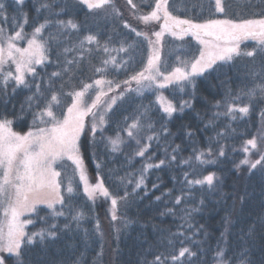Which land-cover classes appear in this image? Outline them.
I'll return each mask as SVG.
<instances>
[{
	"label": "snow or ice",
	"instance_id": "snow-or-ice-1",
	"mask_svg": "<svg viewBox=\"0 0 264 264\" xmlns=\"http://www.w3.org/2000/svg\"><path fill=\"white\" fill-rule=\"evenodd\" d=\"M13 3L16 5L15 14L9 15L6 0H0V106L7 109L15 99L17 89L28 90L31 95L20 104L18 113L13 105L14 119H8L0 113V264H7V260L13 259L15 264H31L30 253L33 246L37 243L43 244L45 240L57 239L58 229L55 224H49L47 228L28 232L27 226L37 221L45 224L51 218L65 216V212L71 211L72 202L79 195H83L93 204L98 200L110 201L111 219L117 220L115 208L118 200L127 201L129 196H139L141 190L147 195L143 173L151 168L161 169L175 165L187 166L192 170L191 173H183L184 186L180 190L181 195L176 196L173 203H193V190L200 192L198 205L183 208L182 211L188 224L186 231H192L193 236L203 233V226L197 229L190 222L192 213L199 212L200 208L205 206L207 197L219 196L223 200V180L215 172L209 171L206 175L198 172L192 161L199 162L201 167L214 164L216 159L226 156L225 145L217 141L219 146L215 151L216 159H213L211 147L207 152H197L193 149L192 157L184 159L181 156V146L170 144L164 147L165 159H160L155 164L149 163L135 183L125 180L124 177L117 178L110 172L108 175L112 187H119L116 194H113L106 186L105 178L99 174L105 165L97 155V144L106 141V147L111 152H118L124 142L121 133H124L129 140L135 141L136 156L144 157L152 141H156L159 148L161 139L167 141L174 135L163 121H171L174 116L182 118L186 109L195 112V103L199 98L197 79H206L221 72L225 65L231 66L233 59L241 55L253 59L259 55L264 67V48L260 52L241 53L239 50V42L248 38L258 39L264 46V13L259 19H244L239 22L231 19L196 22L194 19H180L174 16L172 12L176 10L175 6L173 5L170 11L168 0H154V4L150 6L151 10L142 15H138L140 6L133 3V0H127L133 15H136L139 21L145 24L162 21L160 30L152 32L150 36L125 22V28H129L136 37L142 38L137 44L114 41L112 36H108L107 41L101 44L102 34L98 33L85 36L78 47L69 48L63 47L58 37L67 35L66 30H78L81 27L72 19H59L61 15L69 14L72 7L70 3L66 4L64 0H13ZM29 3L33 4L36 13L48 14L43 16V22L37 19L29 25ZM79 3L97 15L114 7L111 0H79ZM215 8L219 12H225L226 5L223 0H215ZM113 15L122 18L120 12L113 11ZM4 25H10V30ZM25 25L32 28L30 33L24 32ZM53 28L57 29L55 33ZM165 33L181 40L185 36H192L203 48L199 55L190 61L177 56L175 65L164 66L161 63V54ZM20 42L26 43V47L19 46ZM144 42H147L148 46L145 49L148 53L146 64L142 71L122 82L125 87L119 93V98L123 99L125 93H134L129 96V102L134 103L137 97H143L145 92H150L155 96L153 103L157 110L163 113L162 122L157 129L149 115L151 105H141L143 111L139 116L134 117L131 123L125 118L124 126L119 127V122L114 119L116 113L113 112L116 97H110L108 94L120 89L121 83L107 77L114 72L129 69L137 60L138 49ZM113 43L118 46L110 47ZM61 47L63 51L58 52L57 49ZM93 52L96 56L104 58L100 60L99 67L91 65L94 74L90 78L91 83H82L79 90L65 92V85L77 78V72L82 74L85 70L81 65L95 58ZM69 53H73L72 59L67 58ZM139 62L144 64V59L141 58ZM53 64L59 70L48 73L47 68ZM38 67L40 71H37ZM133 83L135 88L131 87ZM172 89L184 93L187 99L174 101L164 95V90ZM90 92L94 93V99L88 95ZM66 97L70 98V103H65ZM104 97H108V100L105 101ZM244 98L247 103L238 106L237 102L242 97L234 96L229 91L223 105L217 101L214 107H225V114L230 115L233 120L237 119V113L241 114V119L248 116L257 105L264 104V77H261L258 86L253 82V86L244 93ZM219 115V112L215 113L214 118ZM260 115L264 117V111ZM14 122H18V127L24 126L27 130L14 131ZM213 123L214 119L209 120L206 127L212 126ZM111 124H117L115 136L105 137V131ZM183 134L191 138L195 132L189 128ZM223 135L217 133V136ZM260 140V148L264 153V134H261ZM246 145L243 149L246 153L249 152L248 146L257 149V139L253 137L247 140ZM240 163L248 165L250 175L259 165L261 175L264 176V154H260L255 162L244 159ZM89 165H92L97 173L95 181L90 179ZM190 174L193 177L199 175L200 178L189 179ZM128 185H131V190ZM157 187L158 185L153 184V189ZM165 195L171 196V192ZM239 199L243 202L244 196ZM156 200H161V197L157 196ZM166 214L175 215V211L169 208ZM81 218L83 213L79 211L72 216L74 220ZM255 230V227L250 229L252 232ZM178 235L184 236L183 233ZM184 238L199 247L191 237ZM223 255L222 250L217 252L218 257ZM243 255L246 259L242 260V264H256V261L247 258L248 252ZM197 256L198 253L191 248L181 247L178 255H174L172 259L179 262L181 258L190 257L192 259L188 260L187 264H195ZM156 264H160L159 256L156 257ZM259 264H264V259H261Z\"/></svg>",
	"mask_w": 264,
	"mask_h": 264
},
{
	"label": "trees",
	"instance_id": "trees-1",
	"mask_svg": "<svg viewBox=\"0 0 264 264\" xmlns=\"http://www.w3.org/2000/svg\"><path fill=\"white\" fill-rule=\"evenodd\" d=\"M6 2L9 15H14L16 5L12 0H6ZM64 2L70 3L72 7L68 15H61L59 19L65 21L72 19L81 27L78 30H66L67 35L58 37L63 47H78L85 36L98 33L102 34L100 36L101 43H105L108 36H112L114 41L120 40L137 44L142 38L136 37L135 33L124 26L116 27L113 21H109L106 17L110 14L115 17V22L118 21L121 17L114 16L113 11L122 13L126 17L124 21L136 28L137 31L143 32L147 29L150 31L154 26L156 27L155 31H159L162 25V21L155 22L149 29L145 23L136 18V15H133V10L127 4V0H111L114 7L99 15L74 0H64ZM223 2L226 5L225 12L219 13L213 0H168L170 11H172L173 5L175 6L176 10L172 12L174 16L180 19H194L196 22H204L208 19H231L239 22L244 19H259L264 13V0H223ZM133 3L140 6L138 15H142L151 10L150 6L154 4V0H133ZM27 8L29 25L35 23L37 19L43 22V16L48 15L47 13H36L35 7L31 3ZM29 25H25V33L31 32L32 28ZM4 27L10 30V25H4ZM52 31L55 33L57 29L53 28ZM163 40H167L163 46L164 58H162L165 62L162 65L164 66L175 65L173 58L182 54L187 53L192 57L197 44L190 36L184 37V45L189 50L188 52L183 50L175 55L172 45L175 47L181 42L171 35H164ZM239 44H242L241 53L260 52L264 48L256 38L244 39ZM110 46L117 47L118 45L113 43ZM63 47L57 51L62 52ZM146 48L147 45L144 42L138 49L137 60L132 63L129 69L112 73L107 78L115 79L116 77L125 81L130 76L142 71L148 55L145 51ZM72 56L73 53H69L67 58L72 59ZM94 57V59L86 61L85 65H81L85 70L82 74L77 72V78L65 85V92H70L73 89L79 90L82 83H91L90 78L94 76L91 65L96 66L99 63L97 56ZM141 58L144 59V64L139 62ZM91 61L93 62L90 63ZM99 66L100 63L97 67ZM58 70L59 68L55 64L47 68L48 73ZM37 71H40L39 67ZM261 77H264V67L261 65L260 56L253 59L241 55V57L233 59L231 66L225 65L221 72L208 76L206 79H197V96L199 98L195 103V112L186 109L182 118L178 119L174 116L171 121H163L167 123L174 135L167 141L161 139L159 148L156 141H152L151 147L145 152L144 157L136 156L135 141L129 140L124 133H121L124 142L118 152H111L106 147V141L97 144V155L105 165L99 174L105 178V184L113 194H116L119 187H112L108 175L110 172L117 178L124 177L125 180L135 183L149 163L155 164L160 159H165L164 147L170 144L181 146V156L184 159L192 157L193 149L197 152H207L209 147L213 150V159H216L215 151L219 146L217 141L225 145L226 156L216 159L214 164L201 167L199 162L192 161L193 167L197 168L198 172L205 175L209 171L215 172L223 180L222 187L225 194L223 200L219 196L207 197L205 206L200 208L199 212L192 213L190 222L197 229L203 226V233L193 236L192 231H186L188 224L185 222V213L182 211L183 208L197 206L201 193L193 190V203L182 202L181 205L173 203L174 198L181 195L180 190L184 186L183 173H191L192 170L187 166L176 167L175 165L161 169L151 168L143 173L147 195L141 190L139 196H129L127 201L118 200L117 220L115 221L108 217L107 206L104 205L105 208H103L98 203L93 204L83 195H79L72 202L71 211L65 212V216L51 218L45 224L37 221L35 224L29 225L28 232L47 228L49 224H55L58 229L57 239L54 241L45 240L43 244L37 243L33 246L30 253L31 264H156L157 256L160 257V264H187V261L192 258H181L179 262L172 259L174 255H178L181 247H189L198 253L195 264H242V260L246 259L243 255L245 252L249 253L247 258L259 264V261L264 259V227H261L264 225V176L261 175L259 165L256 170H252L250 175L248 165H242L240 162L244 159L255 162L260 154H264L260 148V136L264 134V117H261L260 113L264 111V104L257 105L248 116H244L242 119L240 118L241 114L237 113L235 120L225 114V107L217 109L214 105L217 101L223 105L226 93L230 91L234 96L242 97L237 103L238 106H243L244 103H247L244 93L253 86V82L257 86L260 85ZM65 80L67 81L68 78L66 77ZM57 86H59V81ZM165 93L169 99L174 101L181 98L187 99V96L179 90H166ZM28 95H31L28 90L17 89L12 104L7 109L0 106V113H3L8 119H14L13 105L18 113L20 104ZM132 95L134 94L126 93L124 99L113 108V112L116 113L114 119L119 122V127L124 126L125 118H128V122L131 123L134 117L139 116L143 111L141 105H151L149 115L153 125L158 129L163 113L159 112L153 103L155 96L150 92H145L143 97H137L134 103H130L129 96ZM70 102V98L66 97L65 103ZM217 112L220 115L214 118V114ZM213 119V125L206 127L209 120ZM17 123H13L15 131L27 130L24 126L18 127ZM189 128L195 132L191 138L183 134ZM116 129L117 124H111V127L105 131V137H114ZM218 132L224 135L217 136ZM177 136L179 138H176ZM253 137L257 139L258 148L252 149L248 146L249 152H244L243 149L247 146L246 141ZM141 143L143 144L144 141ZM89 173L95 180L97 173L92 165H89ZM194 178L200 177L199 175L195 177L189 175V179ZM153 184L158 187L153 189ZM128 187L131 190V185ZM169 192H171V196L165 195ZM157 196L161 197V200L157 201ZM241 196H244L243 202L239 199ZM169 208L174 209L175 215L166 214ZM77 211L83 213V218L74 220L72 216ZM42 215H46V213H42ZM106 218L109 221H105ZM253 227L256 229L255 232L250 231ZM179 233H183L184 236H179ZM184 237H191L199 247L197 248L194 243ZM220 250L224 253L223 257L217 256V252ZM7 264H15L14 259L7 260Z\"/></svg>",
	"mask_w": 264,
	"mask_h": 264
},
{
	"label": "rangeland",
	"instance_id": "rangeland-1",
	"mask_svg": "<svg viewBox=\"0 0 264 264\" xmlns=\"http://www.w3.org/2000/svg\"><path fill=\"white\" fill-rule=\"evenodd\" d=\"M13 1V0H12ZM75 2H77V3H79V0H74ZM214 1V3H215V0H213ZM81 5H83V4H81ZM85 8H86V6L85 5H83ZM218 11V10H217ZM219 12V11H218ZM219 13H222V12H219ZM108 19H109V21H113V23H114V25H116V27H122L123 25H124V23H125V19L124 18H126L124 15H122V18H120L118 21H116L115 22V17H113L112 15H110L109 14V16H106ZM120 17V16H119ZM101 19V18H100ZM154 23L155 22H149L148 24H146L147 26H148V28L149 27H151L152 25H154ZM127 29H129V28H127ZM150 29V28H149ZM156 30V27L154 26V28L152 27L151 29H150V31L147 29L146 31H143V32H147L150 36H151V34H152V32H154ZM129 31H130V29H129ZM165 35H169L168 33H165ZM185 37H187V36H185ZM197 44L195 45V52H194V54L193 55H191L192 57H190L187 53L186 54H182V55H179V54H177V55H179L178 57L180 58V59H182V60H186V61H190V60H192L195 56H198L199 55V51L200 50H202V48H203V46L202 45H200L199 44V42L194 38V37H192V36H190ZM172 39V38H171ZM175 39H178V42H181V43H178L175 47L172 45V49H173V54H175L176 55V53H178V52H181V51H183V50H186V52H188V48L184 45V42H183V40H181V39H179V38H176L175 37ZM184 39V38H183ZM173 40V39H172ZM164 41V40H163ZM166 42H167V40H165ZM165 41L163 42V46H164V44H165ZM174 42H177V41H175L174 40ZM104 43V42H103ZM103 43H101V44H103ZM146 43V45H147V42H145ZM19 46H21V47H26V43H24V42H20L19 43ZM110 47H115V46H110ZM148 47V46H147ZM242 47V44H239V50L241 51V48ZM175 52V53H174ZM163 53H164V48H163V51H162V54H161V63L163 64L164 62H165V60L163 59L164 58V55H163ZM123 55V54H122ZM93 56H96V54L95 53H93ZM163 57V58H162ZM169 57H171V56H169ZM177 57V56H176ZM176 57H174L173 58V60H174V62L176 63ZM104 57L103 56H97V59L99 60V63H100V60L101 59H103ZM93 61H91L90 63H92ZM99 63H97L96 64V66H98V64ZM162 70H163V68H162ZM115 73V72H114ZM115 75V74H114ZM107 79H110V80H113V81H116V82H120L121 83V87H120V89H115L114 91H112V92H110L108 95L110 96V97H116V103L113 105V108L122 100V99H120L119 98V93L124 89V87H125V85L122 83L123 82V80H121V79H119V78H116L115 77V79H113V78H107ZM131 87H133V88H135L136 87V85H135V83H133L132 85H131ZM165 91L166 90H164V95L165 96H167L166 95V93H165ZM134 94V93H133ZM89 96H91L93 99H94V93H92V92H90L89 94H88ZM125 95H126V93L124 94V97H125ZM105 101H107L108 100V97H104L103 98ZM124 99V98H123ZM107 118V117H106ZM14 130V129H13ZM15 131V130H14ZM89 176H90V179H92L93 180V177H91V175H90V173H89ZM93 181H95V180H93ZM96 203H98V205H100V206H102L103 208H105L104 207V205L105 206H107V208H106V211H108L107 212V214H108V217L110 218L111 217V211H112V206H111V204H110V201H107V200H98ZM117 212H118V210H117V207L115 208V213H116V216H117ZM105 221H109V219L108 218H106L105 219ZM115 224H116V222H114ZM27 228H28V226H27ZM27 228H26V231H27ZM5 255H7V254H5Z\"/></svg>",
	"mask_w": 264,
	"mask_h": 264
}]
</instances>
